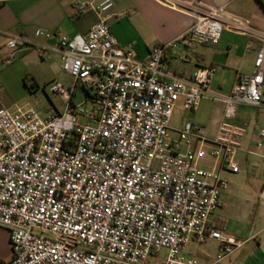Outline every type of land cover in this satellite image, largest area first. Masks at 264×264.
I'll return each instance as SVG.
<instances>
[{
  "label": "built area",
  "instance_id": "built-area-1",
  "mask_svg": "<svg viewBox=\"0 0 264 264\" xmlns=\"http://www.w3.org/2000/svg\"><path fill=\"white\" fill-rule=\"evenodd\" d=\"M155 1L189 15L193 24L153 48L146 61L114 38L109 23L126 15L113 12L114 0L73 1L77 16L94 12L97 22L86 35L59 36L57 52L72 85L66 90L56 83L52 92L65 111L42 118L33 109H0V228L9 232L12 254L4 264H199L186 248L208 242L218 245V264L245 244L209 219L228 189L220 171L240 172L235 155L247 129L232 124L237 110L264 109V33L225 7ZM226 31L261 44L253 74L239 77L229 95L212 90L213 68L183 79L164 71L169 53L216 46ZM49 37L36 32V39ZM25 47L40 56L51 51L12 36L6 63ZM78 86L87 91L89 110L73 106ZM180 100L188 113L201 101L224 105L213 140L191 122L171 136ZM254 137L264 149V129ZM205 157L218 169L202 168Z\"/></svg>",
  "mask_w": 264,
  "mask_h": 264
},
{
  "label": "crops",
  "instance_id": "crops-1",
  "mask_svg": "<svg viewBox=\"0 0 264 264\" xmlns=\"http://www.w3.org/2000/svg\"><path fill=\"white\" fill-rule=\"evenodd\" d=\"M73 1L75 0H0V60L10 53L7 48L10 37L22 35L37 40L51 51L40 56L35 49L21 48L15 53L13 66H19L24 75H31L35 85L51 81L61 84L57 82V76L62 77L65 72L62 70L61 56L57 52L59 36L71 39L77 35H86L97 22L94 12L77 16L72 7ZM101 1L95 0L96 3ZM197 1L206 7H225L228 14L249 21L254 28L264 33V0ZM114 3L113 12L126 15L119 20H112L109 23L110 30L119 46L132 51L140 61H146L153 48L179 38L193 24L189 15L170 10L155 0H114ZM38 30L46 31L50 37L36 39ZM260 48L258 41L226 31L216 46H200L192 53L183 49H177L174 55L169 53L164 71L170 77L183 79L193 76L200 68H213L216 73L211 88L227 96L239 77L253 74ZM223 112V104L201 101L195 113H188L182 109L180 100L171 120V131L175 133L185 123L191 122L203 127L206 137L213 140L223 121ZM175 118L176 122L172 125ZM232 124L245 126L247 129L240 140L235 161L239 165V173L245 172L247 175L246 182L252 191L251 206L255 209V214L251 227L235 236L245 243L243 247L218 264H264V149L257 148L254 137L259 129H264V109L240 107ZM204 164L207 167L204 169L207 170L219 167V163L212 159L205 160ZM239 173L220 171L222 179L228 183V189L220 197L222 210L235 194L236 182L232 175ZM218 223L222 227L221 221ZM207 244L213 246L214 253L197 251L193 257H199L200 264H215L218 245L214 242ZM210 255L214 258L211 263L208 260ZM11 256L9 232L0 228V264L10 261Z\"/></svg>",
  "mask_w": 264,
  "mask_h": 264
},
{
  "label": "rangeland",
  "instance_id": "rangeland-1",
  "mask_svg": "<svg viewBox=\"0 0 264 264\" xmlns=\"http://www.w3.org/2000/svg\"><path fill=\"white\" fill-rule=\"evenodd\" d=\"M19 66H13V64H7L5 58L0 60V107L10 111L17 109H33L42 118L48 117L54 110L59 113L65 111L66 104L63 99L52 92V86L56 82L51 81L50 83L43 85H35L31 75H24ZM57 82L66 89L72 85V79L65 73L62 77L57 76ZM87 99L86 92L81 86L76 87V91L72 97L73 106H80L86 110L91 108ZM176 122L173 120L172 125ZM172 137H177V132L173 133L170 131ZM176 135V136H175ZM208 155L210 149H205ZM211 159L205 157L201 161L200 166L207 168L204 161ZM232 179L235 183V194L228 200L226 207L216 210L210 216V224L212 226L218 224L221 221V225L225 232L235 237L236 234H241L245 230H248L253 222L255 209L252 208L251 195L249 186L247 185V175L245 172H241L238 175H232ZM197 251H206L210 254L214 253V248L211 244L195 245L191 243L186 248V254L190 257ZM160 258L166 257V252L160 253ZM200 264L199 257L197 258ZM209 263L213 262L214 258L212 255L208 257Z\"/></svg>",
  "mask_w": 264,
  "mask_h": 264
},
{
  "label": "trees",
  "instance_id": "trees-1",
  "mask_svg": "<svg viewBox=\"0 0 264 264\" xmlns=\"http://www.w3.org/2000/svg\"><path fill=\"white\" fill-rule=\"evenodd\" d=\"M83 90L87 93V91L85 89H83Z\"/></svg>",
  "mask_w": 264,
  "mask_h": 264
}]
</instances>
